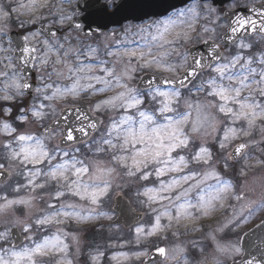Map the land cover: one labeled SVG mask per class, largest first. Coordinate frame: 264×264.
Returning <instances> with one entry per match:
<instances>
[{
    "label": "snow or ice",
    "instance_id": "snow-or-ice-1",
    "mask_svg": "<svg viewBox=\"0 0 264 264\" xmlns=\"http://www.w3.org/2000/svg\"><path fill=\"white\" fill-rule=\"evenodd\" d=\"M203 2L206 3V0ZM67 3L68 0H60L61 5ZM48 6L49 0H28L27 4L21 3L19 8L33 13ZM108 6L105 3L100 10L106 12ZM198 9L199 5L188 9L193 20L206 12L204 19L216 25L212 28L203 27L204 34L213 36L211 44L199 34L193 36L192 33L196 32L194 23H188L187 30H177L183 21L170 18L163 22L162 27L156 25L154 31H150L153 27L151 25L148 29H140L141 33L148 35L144 36L145 44L139 49L107 51V56L113 58L111 67L107 66L108 61L98 58V48L91 45L84 50L73 47L69 35L61 40L57 32L49 31V38L42 41L44 49L40 56L36 55L38 49L30 41L42 34V31L29 32L22 36L21 51L24 58L18 61L19 64L30 61L33 67L47 68L51 65L49 80L55 75L60 80L68 81L49 83L41 78L34 89L36 96L32 103L19 109L20 114L16 116L19 124L31 122L41 125L43 130L39 134L20 132L9 120L0 119V136L5 138L0 145L4 149L0 157V169L6 167L4 161L12 165L18 164L22 166V174L26 180L25 184L18 185L14 191L19 193L23 187L36 193L37 190L54 188L48 193L50 201L47 208L50 211L35 218L36 226L95 219V206L109 195L112 177L117 172L116 167L109 165H118L125 169L124 174L128 177H135L139 173L138 178L143 181L149 180L151 173L144 170L152 164L157 165L154 169L157 179L169 173H182L188 167L187 159L183 155L174 154L189 146V131L204 138L220 132L223 123L222 135L218 137L220 149H227L242 137H253L257 128L264 137V50L251 53L254 44L248 40L249 37H257L259 41H264V2L257 4L253 0L246 5L247 14H240L233 9L231 15L223 18L224 25L220 24L221 16L214 7ZM11 11L17 12L18 9L13 7ZM50 14L61 27L67 24L70 29L82 32V24L75 22L73 14L67 12L63 6ZM184 15L183 12L179 14L180 17ZM10 16L8 9L0 4V33H3V25ZM221 26L225 31L219 39L228 40L237 49L227 56L222 54L221 45L215 39V33ZM193 40L209 45L207 53L197 54L198 49L195 52H179L178 45L191 44ZM15 50L11 49L13 52ZM6 51L9 49L0 48V52ZM173 54L179 57L178 61H170ZM72 55L75 56V61L70 63L68 58ZM2 59L7 64L4 65L6 70L0 71V77L4 78L0 100L12 102L18 97L30 95L33 86L21 74L22 70L16 71L12 57L4 56ZM147 70L169 75L149 76L146 87L133 86L130 83L135 80L137 71ZM140 82L144 83V77L140 78ZM108 93L112 95H107ZM92 97L96 99L91 100ZM79 100H91L88 107L96 114L93 122L85 124L89 117L83 106L69 104V101ZM149 102L154 106L152 110L144 108ZM181 105L183 111H180ZM11 111L10 108H4L2 114L7 117L11 115ZM112 112L118 115L109 116L105 131L98 138H92V133L87 129L100 131V125L104 124L100 117ZM49 117H52L51 122L45 125L44 121ZM219 117H223V121ZM238 124L239 128L236 127ZM77 133L80 134L79 137ZM77 141L84 144L93 157L110 153L108 164L100 159H93L89 163L80 159L78 154L81 149L73 148ZM256 143H239L225 158V170L228 167L227 160L233 156L242 157L247 162L245 150L256 146ZM67 148L72 151L65 150ZM191 159L198 164L211 165L212 151L201 144ZM241 175H244L243 171ZM209 178H214L216 184L207 189L200 188V184ZM192 180H196V183L187 188L183 187ZM193 189H199L195 201L189 199ZM138 195L145 197L149 205L159 204L160 208H153L155 216L149 227L135 228L137 244L172 227L173 224L179 226L184 221L198 219L199 215L208 216L217 206L223 208L231 198L241 202L240 208L233 211L221 231L230 225L240 227L258 211L264 212V193L259 199H250L246 194L235 193L231 181L223 179L215 168L206 171L202 180H197L195 173L179 175V178H173L167 183L161 182L159 187H146ZM67 197L77 198L94 207L85 208L75 202H65ZM36 198L30 196L9 199L7 196H0V216L6 217L9 210L17 205L30 208ZM53 201L60 202L59 207ZM98 215L107 214L101 212ZM163 219L168 221L166 225L162 223ZM12 223L20 224L25 233L32 231V225L26 220L16 219ZM257 228L264 229V219ZM7 235V230L0 232V240H6ZM69 237L78 244L74 234L57 228L56 233L34 242L33 246H26L18 251L5 250L6 254L0 255V264H43L37 258L47 256H58L56 264H72L68 259L70 246L65 242ZM28 239L31 240L32 237L29 236ZM212 239L215 240V236ZM155 251L166 262L171 260L180 264L183 260V264H188L183 248L176 247L170 251L165 247H156ZM240 251L238 246L219 242L215 248V253L219 255L238 254ZM102 255L103 253L93 255V264ZM133 255L139 258L148 256L149 253L136 251ZM128 258L127 253L112 257L118 264L120 260ZM202 264H219V260L214 258L213 261H204ZM243 264H254V260L243 261Z\"/></svg>",
    "mask_w": 264,
    "mask_h": 264
},
{
    "label": "rangeland",
    "instance_id": "rangeland-1",
    "mask_svg": "<svg viewBox=\"0 0 264 264\" xmlns=\"http://www.w3.org/2000/svg\"><path fill=\"white\" fill-rule=\"evenodd\" d=\"M118 1L119 0H102L103 3L109 4V11L112 10V5L116 4ZM21 3L27 4L28 0H0V4H3L11 13L10 19L6 22V24L3 25V33H0V48L9 49V51L0 52V71H5L6 69L4 65L7 64V61L3 60L2 58L4 56H11L12 63L16 67V71L20 72L16 65V59L13 57V51H11L13 46L8 40V34L13 30L25 31V34H28L29 32H36L35 30H31V27L35 28L38 25H44L47 27L54 26L60 30L59 37L61 40H63L65 35L70 36L73 47H78L81 50H84L88 45H91L92 47L98 48V58L108 61L107 66L111 67L113 58L107 56L106 52H122L125 49H139L145 44L144 36L148 35L147 33H141L140 29L142 28L148 29V27L151 25L153 27L150 29V31H154L156 25H160L162 27L164 21H167L170 18L177 19L178 21H183V23L179 24L177 30H187V24L194 23L196 32L192 33L193 36L195 37L197 34H199L200 36H203V38L212 42L213 36L204 34L203 27H216V25H212L208 20L204 19V16L207 15L206 12H202L201 16L195 20L191 18V13L188 12L189 8L195 7L197 5H199L198 10H202L204 7H211V5L208 3L201 4L195 2L183 9L171 13L164 18L152 19L142 23H126L121 28L110 30L106 34H100L98 36H92L91 38L85 39L80 36L81 30L70 29L67 24L61 27L58 23H56V18L50 14L51 12H55L57 8L63 6L67 12L73 14V20H77L80 17V15H78L75 11L77 0H68V3L64 5L60 4V0H49L48 7L40 8L38 11L33 13H28L26 9L19 8ZM13 7L17 8L18 11L12 12L11 9ZM181 12L185 13L183 17L179 16ZM217 12L221 16V12ZM220 24L224 25L222 16ZM224 31L225 28L221 26L215 33L216 43L220 45L221 40L219 37L224 34ZM150 39L151 37L149 35L148 40L150 41ZM43 40L44 38L38 35L35 39H31L30 41L31 45L38 49V52L36 53L37 56H40L43 52ZM248 40L254 44L251 53H257L260 50H264V41H259L258 38ZM201 43L202 42L200 40H193L191 44H182L178 45L177 47L180 53H184L189 47L197 46ZM236 50L237 49L235 48V45L229 48L223 47V55L227 56L230 52H235ZM153 51H156V49L153 48ZM52 59L54 60L55 57L53 56ZM68 59L69 62L72 63L75 61V56L72 55ZM83 59H85V62H88L86 58ZM169 59L171 62H176L179 60V57L176 54H173ZM51 67V65H49L47 68H41L39 66L34 67L37 86L39 85L41 78L49 83H68L66 80L58 79L55 75H53L51 80H49L48 73L51 71ZM57 67L59 68L62 66ZM117 67H119V65ZM144 74L164 76L169 75L168 73L155 72V70L137 71L135 74V80L131 81L130 83L135 86L139 77ZM3 87L4 78L0 77V89ZM107 95H112V93H108ZM35 96L36 93L34 92L31 100H28L26 95L24 98L18 97L12 102L0 100V119L9 120V122L12 123L14 127H17L20 132L39 134L42 129L41 125L31 122L20 125L16 120V116L20 114L19 109L22 106L27 107L30 105ZM192 98L196 99V97ZM202 98L203 97H201V99ZM95 99L96 97L91 98V100ZM91 100H79L75 102L69 101V104L71 106H74L75 104L88 106ZM25 101H27V104H25ZM153 107L154 106L150 102L144 105V108L147 110H152ZM4 108H10L12 110L10 116H3L2 113ZM183 110V106L181 105L180 111ZM91 113L96 115L93 112ZM57 114H59V111ZM117 115V113L112 112L101 116L104 124L102 125L99 133L93 138H98L101 132L105 131V126L109 122V116ZM217 115L219 116V114ZM219 118L223 121V117ZM51 119L52 117L46 119L44 124L46 125L50 123ZM220 127V132L204 138L199 135L191 134L189 131V146L186 149L179 150L178 153L174 154V156H185L188 162V167L180 174L169 173L166 176L157 179L154 174V169L157 167V165L152 164L144 170L151 173L149 180L143 181L138 178L139 173L135 177H128L124 174L125 169L120 168L118 165H109L117 168V172L112 177V187L110 188L109 195L102 198L99 205L95 206L97 214L96 218L88 221H67L62 225L53 224L49 226H36L34 223L35 218L47 211H50L47 208V204L50 201L48 193L53 191L54 188L43 191L37 190L36 193H33L29 189L22 187L19 193L15 192L14 189L18 185H23L26 183L25 177L22 174V166L18 164H8L7 161H4L6 164L4 170L11 172V178L7 183L0 184V196H7L9 199H15L19 197L28 198L30 196H36L37 198L33 201L32 207L30 208H27L23 205H17L9 210L6 217L0 216V232L7 230L8 233L6 240H0V255H5V250L18 251L26 246H33L34 242L41 241L45 236H51L52 234L56 233L57 228H60L63 231H67L77 237L78 244L74 243L70 237L66 238L65 241L70 246L68 259L72 261V264H93L91 257L98 253H103V255L99 257L96 264H118V262L113 260L112 257H119L120 253H127L129 258L127 260H120L119 264H143V260L147 256L136 258L133 253L136 251H147L150 253L152 249L158 247L159 245L165 246L170 251L176 247L183 248L184 257L188 260V264H202L204 261L211 262L214 258L219 260V264H229L235 259L237 254L219 255L215 253L217 242L220 244H232L238 246V241L241 234L245 232L248 227H251V225L257 219L264 216V212L258 211L255 216L249 219L246 223L242 224L240 227L230 225L228 228H224L223 231H221L220 229L224 223L231 218L233 211L240 208L241 202L236 201L234 198L229 199L223 208L217 206L216 210L211 212L208 216L199 215L198 219L184 221L179 226L173 224L172 227L158 232L153 237L141 240L139 244H137L135 236V228L138 226H144L146 228L149 227L153 217L155 216L153 208H160L159 204L149 205L146 201V198L138 195V192H142L146 187H159L161 182L167 183L173 178H179V175L195 173L197 180H202L206 171H211L213 168H215L223 179L231 181L234 186L235 193L246 194L250 199H259L261 194L264 193V163H259V161H264V142H261L264 141V137L261 136L259 129L257 128V130H255L253 137H242L240 140H236L230 144L227 149H220L218 145V137L219 135H222L224 124L222 123ZM236 127L239 128L240 125L238 124ZM4 139L5 138L3 136H0V145H2ZM58 139L59 137H57V140ZM251 141H256L257 143L256 146L247 148L245 152V156L248 157L247 162L244 158H241L235 163L230 162L228 159V167L225 170V158L228 157L232 147L235 144L241 142ZM52 143L54 144V142ZM201 144H204L212 151L213 162L211 165L198 164L191 159L192 155L197 150V147ZM49 146L52 145L50 144ZM73 148L81 149L80 153L78 154L79 158L85 159L86 163L91 162L93 159H100L104 161L105 164H108L110 160V153L101 154L99 157H93L85 145H82V147L75 146ZM65 150L72 151L71 148H67ZM3 153L4 149L2 146H0V157H2ZM242 171L244 172V175H241ZM195 183L196 180H192L189 181L188 184L183 185V187L187 188ZM214 184H216V180L214 178H209L200 184V188L207 189L209 186ZM198 191L199 189H193L189 195V199L195 201ZM117 195H122L123 198L126 199L136 210V212L142 213L144 216L141 223L127 231H123L118 227L114 228L108 225V223H110L116 217V213L112 211V206L113 199ZM53 202L56 203L57 207H59L60 202ZM65 202H75L78 205H83L85 208L94 207L85 201H79L77 198L72 197H67ZM0 203H2V201H0ZM165 203H167V201H165ZM101 212L107 215H98V213ZM108 217H110V219ZM16 219L26 220L32 225V231L25 233L20 224L12 223V221ZM162 223L166 225L168 221L163 219ZM11 228H17L26 238L24 245L17 249H11L10 247L9 230ZM173 233H175V235ZM29 236L32 237L31 240L28 239ZM213 236H215V240L212 239ZM37 259L42 260L43 264H56V260L59 259V257L47 256ZM161 264L166 263L163 262ZM167 264H176V261L170 260ZM180 264H183V260L180 261Z\"/></svg>",
    "mask_w": 264,
    "mask_h": 264
},
{
    "label": "water",
    "instance_id": "water-1",
    "mask_svg": "<svg viewBox=\"0 0 264 264\" xmlns=\"http://www.w3.org/2000/svg\"><path fill=\"white\" fill-rule=\"evenodd\" d=\"M192 0H119L117 4H113L112 11H101L100 8L105 3H102L101 0H78L76 6V12L82 14V16L76 21L81 23L83 30L81 36L84 38L90 37L92 34H99L101 31L106 32L113 27H121L124 23L134 22L139 23L150 18H161L166 16L169 12L180 8ZM203 1V0H201ZM213 5L221 7L224 3L230 0H211ZM240 14H247V10L239 11ZM231 15V13L225 14V16ZM41 30L42 35L48 37L49 31H55L58 33V30L54 27H38L37 31ZM11 42L16 49L14 52V57L17 58V64L22 70V75L26 78H34L35 74L32 72L33 64L29 61L27 64H19L18 61L24 58V53L21 51L23 40L22 37H19L16 32H12L9 36ZM226 45H231L228 40H224ZM209 44H211L209 42ZM209 45L202 44L199 47L190 48L189 50L196 51L199 50V53H207ZM151 75H144V83L141 84L139 81L138 87H146V81ZM159 77V76H157ZM33 88H35V83L29 82ZM86 115L89 117L85 124L93 122L96 117L92 116L88 108L83 107ZM101 126V125H100ZM92 135L95 133L91 129H87ZM77 137L80 136L79 133L76 134ZM80 143L77 141L74 144ZM73 144V145H74ZM233 151V150H232ZM231 151V152H232ZM239 157L233 156L231 160H237ZM10 178V172L0 171V183L8 181ZM113 210L118 213V216L111 225H122L125 229L136 225L142 219L141 214H136V212L130 207L129 203L125 201L121 196H117L114 200ZM10 240L12 242V248H18L25 242V238L21 236L20 232L13 228L10 230ZM252 236L260 237L264 240V229H258L257 226L250 232L244 234L240 241L241 249L244 251V255L240 261L232 264H243V261L254 260V264H264V246L263 243L257 244H248L247 241H250ZM164 257L159 256L156 251H153L149 257L144 261V264H151L155 261L163 260Z\"/></svg>",
    "mask_w": 264,
    "mask_h": 264
},
{
    "label": "flooded vegetation",
    "instance_id": "flooded-vegetation-1",
    "mask_svg": "<svg viewBox=\"0 0 264 264\" xmlns=\"http://www.w3.org/2000/svg\"><path fill=\"white\" fill-rule=\"evenodd\" d=\"M253 0H233L232 1V10L233 9H238V8H246V5L252 3ZM264 2V0H256V3L259 4V3H262ZM247 150V149H246ZM245 150V152H246ZM262 219H264V216L260 217L259 219H257L252 225L251 227H253L255 224H257L258 222L262 221ZM251 227H248V229H250ZM247 229V230H248ZM238 247H239V241H238ZM242 255V252L240 251V253H238L236 256H235V259L232 261H237L240 259Z\"/></svg>",
    "mask_w": 264,
    "mask_h": 264
}]
</instances>
